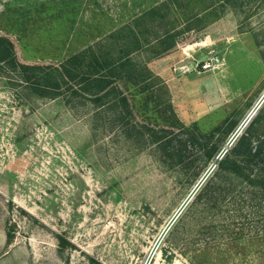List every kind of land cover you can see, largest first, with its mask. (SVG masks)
Returning <instances> with one entry per match:
<instances>
[{
	"label": "rangeland",
	"instance_id": "374dc122",
	"mask_svg": "<svg viewBox=\"0 0 264 264\" xmlns=\"http://www.w3.org/2000/svg\"><path fill=\"white\" fill-rule=\"evenodd\" d=\"M0 36L24 64L137 44L144 74L120 82L128 114L0 71V264H264V192L213 176L250 126L264 138V0H0ZM172 110L214 160H161L142 131Z\"/></svg>",
	"mask_w": 264,
	"mask_h": 264
},
{
	"label": "trees",
	"instance_id": "16d2710c",
	"mask_svg": "<svg viewBox=\"0 0 264 264\" xmlns=\"http://www.w3.org/2000/svg\"><path fill=\"white\" fill-rule=\"evenodd\" d=\"M136 47L137 44L132 50L127 48L125 50L127 52L117 59L109 55L102 56L95 53L89 55L80 52L57 65L24 64L19 62L13 42L7 37L0 36V71L17 74L20 81L29 85L39 96L56 98L65 94L68 103L73 97L83 98L99 110L112 105L111 107L119 106L125 110V113L133 114L129 100L122 97L120 82L126 81L135 85L141 82L138 80L139 76L144 74L140 72L134 76V71L130 69L126 60ZM147 90L149 86L143 88L142 92ZM112 94H116L113 100ZM161 121L163 125H159V128L147 127L146 131H142V135L148 133L150 143L155 145L154 150L164 163L183 167L185 163L187 164L186 153L191 145L201 148L200 151L206 156V164L214 160L219 151L216 145L209 148L207 141L200 140L196 136L184 138L176 135L175 130L183 128V125L173 110L170 117L161 116ZM216 163L214 177L224 173L232 174L252 186L260 187L264 192V138L261 136L255 138L251 126ZM197 175L195 174L194 177ZM207 187L208 184L202 188L198 198L204 194Z\"/></svg>",
	"mask_w": 264,
	"mask_h": 264
},
{
	"label": "water",
	"instance_id": "95a60500",
	"mask_svg": "<svg viewBox=\"0 0 264 264\" xmlns=\"http://www.w3.org/2000/svg\"><path fill=\"white\" fill-rule=\"evenodd\" d=\"M252 114H255V111ZM249 119L247 120V122L245 123V125H247L249 123Z\"/></svg>",
	"mask_w": 264,
	"mask_h": 264
},
{
	"label": "built area",
	"instance_id": "2783aa9c",
	"mask_svg": "<svg viewBox=\"0 0 264 264\" xmlns=\"http://www.w3.org/2000/svg\"><path fill=\"white\" fill-rule=\"evenodd\" d=\"M202 67L206 68V66H202Z\"/></svg>",
	"mask_w": 264,
	"mask_h": 264
}]
</instances>
